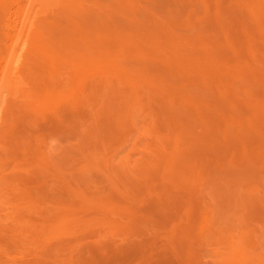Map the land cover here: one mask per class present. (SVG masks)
I'll return each mask as SVG.
<instances>
[{
	"label": "rangeland",
	"instance_id": "rangeland-1",
	"mask_svg": "<svg viewBox=\"0 0 264 264\" xmlns=\"http://www.w3.org/2000/svg\"><path fill=\"white\" fill-rule=\"evenodd\" d=\"M0 71V264H264V0H0Z\"/></svg>",
	"mask_w": 264,
	"mask_h": 264
},
{
	"label": "bare ground",
	"instance_id": "bare-ground-1",
	"mask_svg": "<svg viewBox=\"0 0 264 264\" xmlns=\"http://www.w3.org/2000/svg\"><path fill=\"white\" fill-rule=\"evenodd\" d=\"M16 47H17V46H16ZM23 47H24L23 44H22L21 46H19V49H17V50H18V54L14 53V52H12V51H11V53H9V54H12V53H13L12 56L10 57V59L8 58V60H9L8 62H9V63L11 62L12 64L14 63V65L17 64V66H18V63L20 62L19 59L21 58V54H20V53L22 52ZM9 48H10V46H9ZM9 48H8V50H9ZM11 48L13 49V47H11ZM14 48H15V45H14ZM14 50H16V49H14ZM10 60H11V61H10ZM18 61H19V62H18ZM11 63H10L11 67H9V68L7 67V68H6V71H7V72H5V75H6V77H7V78H6L7 82L10 80L9 83H10V82L12 83L11 79L14 77V76L12 77V76L10 75V72H12V71H11L12 69L15 70V68L17 67V66H13ZM8 65H9V64H8ZM2 71H3V69H2ZM0 73H1V71H0ZM0 76H1V74H0ZM8 79H9V80H8ZM4 82H5V80H4ZM0 86H1V85H0ZM0 95H1V94H0Z\"/></svg>",
	"mask_w": 264,
	"mask_h": 264
}]
</instances>
